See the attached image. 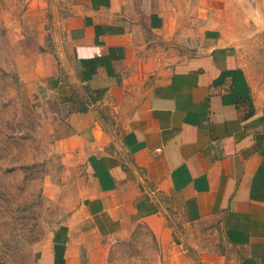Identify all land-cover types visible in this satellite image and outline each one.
<instances>
[{
    "label": "crops",
    "instance_id": "0c3cea01",
    "mask_svg": "<svg viewBox=\"0 0 264 264\" xmlns=\"http://www.w3.org/2000/svg\"><path fill=\"white\" fill-rule=\"evenodd\" d=\"M247 12L264 27V0H71L41 87L73 107L90 184L43 264H106L139 223L161 239L166 208L205 264H264V89L229 29Z\"/></svg>",
    "mask_w": 264,
    "mask_h": 264
},
{
    "label": "rangeland",
    "instance_id": "374dc122",
    "mask_svg": "<svg viewBox=\"0 0 264 264\" xmlns=\"http://www.w3.org/2000/svg\"><path fill=\"white\" fill-rule=\"evenodd\" d=\"M70 8L71 0H0V264H43L90 184L85 153L71 139L73 107L41 87L69 61ZM246 14L250 25L229 29L264 89V27L253 25L256 12ZM166 209L168 233L159 239L139 223L110 243L106 264H205L208 248Z\"/></svg>",
    "mask_w": 264,
    "mask_h": 264
},
{
    "label": "trees",
    "instance_id": "16d2710c",
    "mask_svg": "<svg viewBox=\"0 0 264 264\" xmlns=\"http://www.w3.org/2000/svg\"><path fill=\"white\" fill-rule=\"evenodd\" d=\"M60 264H64L63 251L61 253Z\"/></svg>",
    "mask_w": 264,
    "mask_h": 264
}]
</instances>
